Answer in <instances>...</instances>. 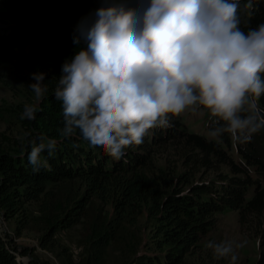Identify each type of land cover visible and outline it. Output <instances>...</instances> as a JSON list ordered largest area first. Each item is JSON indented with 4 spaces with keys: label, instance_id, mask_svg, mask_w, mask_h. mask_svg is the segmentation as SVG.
Segmentation results:
<instances>
[{
    "label": "clouds",
    "instance_id": "clouds-1",
    "mask_svg": "<svg viewBox=\"0 0 264 264\" xmlns=\"http://www.w3.org/2000/svg\"><path fill=\"white\" fill-rule=\"evenodd\" d=\"M255 0H101V6L76 25L79 49L65 60L55 80L61 102L60 135L79 132L91 147L115 161L144 143L153 129L173 127L186 114L206 116L210 141L228 135L245 145L264 129V23L241 28ZM45 73H33L28 85L34 102L21 120L34 121L48 92ZM32 131L21 137L30 145L34 173L49 166L57 140ZM260 238L256 246H260ZM248 241H208L215 259L237 260ZM25 260L27 258H24Z\"/></svg>",
    "mask_w": 264,
    "mask_h": 264
},
{
    "label": "trees",
    "instance_id": "trees-1",
    "mask_svg": "<svg viewBox=\"0 0 264 264\" xmlns=\"http://www.w3.org/2000/svg\"><path fill=\"white\" fill-rule=\"evenodd\" d=\"M53 1L40 0L43 17L39 18L24 0H0V69L13 66L26 70L30 77L33 73H45L44 82L48 84V92L40 104L42 111L34 121L21 120L22 128L24 132L32 131L29 139L37 143L41 134L57 140L54 154L51 157L43 154L49 166L36 173L28 162L31 151L28 143L22 146L21 141L13 152L0 146V264H39L33 258L16 261L17 254L28 256L29 249L17 246L11 236L3 234L1 220L8 222L25 214L28 205L40 202L48 194V186L65 182L78 181L82 194L71 211L40 237L42 249L49 248L58 229L77 225L93 198L112 205L116 219L110 225L111 231L120 227L125 209L147 211L154 226L149 243L133 264H185L188 256L197 254L201 242L215 227L217 215L231 211L242 215L261 214L264 211V129L245 145L234 144L228 135L217 143L206 135L188 132L181 120L175 118L173 127L151 130L143 144L128 148L119 161L91 147L78 130L71 137L60 135L62 107L54 98L53 89L63 63L78 50L70 29L52 26ZM244 2L241 0V5ZM240 15L244 31L264 23V0H255L250 15L243 10ZM260 105L264 108V96ZM204 121L207 130L206 116ZM173 140H183L197 150L203 167L215 162L225 166L228 172L219 173L209 181H195L193 175L172 176L162 168L155 173L148 171L154 158L152 148ZM229 150L235 153L236 159L228 155ZM24 224L16 226V237L21 235ZM261 235L256 264H264V232Z\"/></svg>",
    "mask_w": 264,
    "mask_h": 264
},
{
    "label": "rangeland",
    "instance_id": "rangeland-1",
    "mask_svg": "<svg viewBox=\"0 0 264 264\" xmlns=\"http://www.w3.org/2000/svg\"><path fill=\"white\" fill-rule=\"evenodd\" d=\"M24 1L32 7L36 16L43 17L40 0ZM53 3L52 26L70 29L71 36L81 19L101 6V0H55ZM75 47L79 49L78 45ZM0 72V146L13 152L21 142L19 137L24 133L20 111L26 103H33L35 99L34 93L28 88L33 81L24 69L4 66ZM179 119L188 132L206 135L204 116L189 113ZM152 151L154 158L148 166L151 173L162 168L172 176L193 175L195 181H209L219 173L228 172L225 166H218L215 162L210 167H203L199 152L183 140L170 141L164 146L152 148ZM227 153L236 159L233 151ZM47 191L48 194L40 202L25 208V214L8 222L1 220L3 234L11 236L17 246L29 249L28 256L17 254L19 260L33 258L39 264H133L135 257L149 243L154 223L145 208L135 211L125 209L120 227L111 231L110 225L115 224L116 219L112 205L93 198L79 223L67 230L58 229L49 248L42 249L40 237L61 216L71 211L82 194L78 181L50 185ZM22 222L25 223L24 228L21 235L16 237L15 228ZM263 232L264 211L259 215H242L237 211L219 214L215 227L201 242L197 254L188 256L185 264H230L229 259H215L212 250L206 247L208 241L222 240H247L245 247L236 250L235 264H256L260 249L255 242L257 238L261 240Z\"/></svg>",
    "mask_w": 264,
    "mask_h": 264
},
{
    "label": "built area",
    "instance_id": "built-area-1",
    "mask_svg": "<svg viewBox=\"0 0 264 264\" xmlns=\"http://www.w3.org/2000/svg\"><path fill=\"white\" fill-rule=\"evenodd\" d=\"M16 261H19V258L17 257V255H16Z\"/></svg>",
    "mask_w": 264,
    "mask_h": 264
}]
</instances>
